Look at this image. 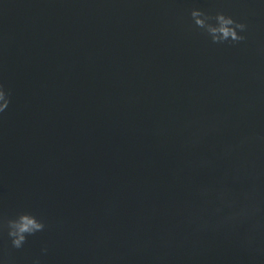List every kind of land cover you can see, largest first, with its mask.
I'll return each mask as SVG.
<instances>
[{
  "label": "water",
  "instance_id": "1",
  "mask_svg": "<svg viewBox=\"0 0 264 264\" xmlns=\"http://www.w3.org/2000/svg\"><path fill=\"white\" fill-rule=\"evenodd\" d=\"M0 84V264H264V0H0Z\"/></svg>",
  "mask_w": 264,
  "mask_h": 264
},
{
  "label": "clouds",
  "instance_id": "2",
  "mask_svg": "<svg viewBox=\"0 0 264 264\" xmlns=\"http://www.w3.org/2000/svg\"><path fill=\"white\" fill-rule=\"evenodd\" d=\"M190 16L192 24L205 33L213 44H239L247 38L244 33L247 31L248 25L223 11H216L212 14L200 8H193L190 11ZM10 101V92L5 89L3 84H0V113L8 108ZM220 199L222 203L226 202V195L221 193ZM249 214V209L242 208L223 217V222H231ZM45 227V222L29 211H20L14 216L0 215V233L6 232L11 246L16 249L22 248L29 236L42 232ZM42 252L46 253L47 248H43ZM31 264H40L39 258H34Z\"/></svg>",
  "mask_w": 264,
  "mask_h": 264
}]
</instances>
